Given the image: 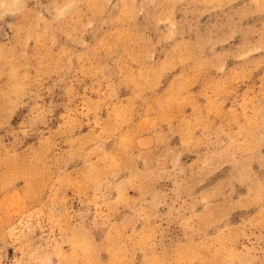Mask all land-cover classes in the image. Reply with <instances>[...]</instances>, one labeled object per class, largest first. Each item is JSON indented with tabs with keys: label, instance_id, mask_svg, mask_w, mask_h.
<instances>
[{
	"label": "rangeland",
	"instance_id": "rangeland-1",
	"mask_svg": "<svg viewBox=\"0 0 264 264\" xmlns=\"http://www.w3.org/2000/svg\"><path fill=\"white\" fill-rule=\"evenodd\" d=\"M0 264H264V0H0Z\"/></svg>",
	"mask_w": 264,
	"mask_h": 264
}]
</instances>
